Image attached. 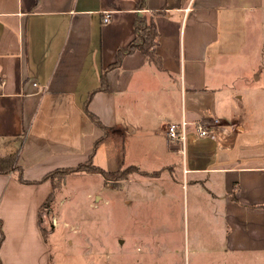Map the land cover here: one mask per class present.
<instances>
[{
    "label": "crops",
    "instance_id": "obj_1",
    "mask_svg": "<svg viewBox=\"0 0 264 264\" xmlns=\"http://www.w3.org/2000/svg\"><path fill=\"white\" fill-rule=\"evenodd\" d=\"M137 2L0 0V264H49L38 211L52 181L40 179L91 154L106 171L135 166L173 183L168 173L180 155L182 187L207 183L212 203V189L220 193L224 248L264 254V130L233 119L230 106L242 101L236 90L218 97L221 75L242 82L247 67L227 71L221 61L260 59L250 29L258 30L264 0H145L142 9ZM136 12L154 13L159 63L126 53L99 89L116 50L134 37ZM84 103L108 128L96 144L102 130ZM214 118L215 137L197 135V123ZM172 123L174 138L166 133ZM128 137L142 144L129 150ZM19 172L38 182L19 181Z\"/></svg>",
    "mask_w": 264,
    "mask_h": 264
},
{
    "label": "rangeland",
    "instance_id": "obj_2",
    "mask_svg": "<svg viewBox=\"0 0 264 264\" xmlns=\"http://www.w3.org/2000/svg\"><path fill=\"white\" fill-rule=\"evenodd\" d=\"M259 20L258 30L250 29V40L252 46L254 40L260 42V59L221 61L227 71H239L238 62L247 67L242 82L221 75L218 90L219 98L232 90L242 96L229 111L251 131L264 130V8ZM253 70L260 79L247 78ZM125 143L129 149L142 141L128 137ZM172 160L168 174L176 183L125 165L113 170L117 179L70 174L38 211L49 264H264V254L224 248L227 226L220 193L212 189L217 195L212 203L207 183L182 187L181 156Z\"/></svg>",
    "mask_w": 264,
    "mask_h": 264
},
{
    "label": "trees",
    "instance_id": "obj_3",
    "mask_svg": "<svg viewBox=\"0 0 264 264\" xmlns=\"http://www.w3.org/2000/svg\"><path fill=\"white\" fill-rule=\"evenodd\" d=\"M145 0H138L137 2V8L142 9L144 7ZM153 14H145V13H135L134 23H133V30H134V37L130 41V43L126 47H120L116 50V59L115 61L108 65V67L105 68L103 75L101 77V85L99 89H106L107 82H106V76L105 73L118 66L120 64V60L122 56L126 53L132 52L134 50H140L142 53H144L148 58L152 59L156 64L159 63L158 55L156 54V46L158 45V31L154 22ZM83 109L85 113L88 115V117L91 119V121L96 124L101 130L102 135L95 144L102 139L106 132L108 131V128L99 120V118L93 114L91 111L87 108V103H84ZM206 123V122H204ZM135 167V166H130ZM78 172H91V173H98L103 178L106 179H117L115 175L117 174V171H106L102 169L101 167L94 165L92 162V154L89 156L88 160L78 163L74 166L69 167H62L55 169L53 171L48 172L43 176L41 180H45L50 178L52 181V191L50 192L48 198L42 203L40 207H46L49 205V202L51 201V198L53 196L54 190L57 188H61L64 182V177L67 174L71 173H78ZM60 174V175H57ZM113 177V178H110ZM120 177V176H119ZM123 178V177H122ZM18 179L21 182L24 183H31V182H38V181H29L22 177L21 173L18 174ZM262 208H264V204L261 205ZM39 221V219H38ZM1 223V221H0ZM43 234L42 228H40ZM1 231V230H0ZM2 236V231H1Z\"/></svg>",
    "mask_w": 264,
    "mask_h": 264
},
{
    "label": "built area",
    "instance_id": "obj_4",
    "mask_svg": "<svg viewBox=\"0 0 264 264\" xmlns=\"http://www.w3.org/2000/svg\"><path fill=\"white\" fill-rule=\"evenodd\" d=\"M109 20V13H104L102 15V22L105 23ZM34 84V83H33ZM218 123V119L214 118L212 119V121L208 124L205 123H197V125L195 126L197 135L199 136H208L211 138H214L216 135V131L214 129V124ZM185 126H186V122L184 120L181 121L180 123V127H181V135L180 138L183 139L184 138V130H185ZM176 124H170L167 127L166 133L167 136H169L170 138H174L177 136V132H176Z\"/></svg>",
    "mask_w": 264,
    "mask_h": 264
}]
</instances>
